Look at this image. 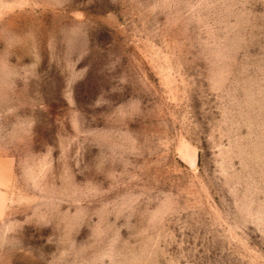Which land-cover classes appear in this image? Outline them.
<instances>
[{"label": "rangeland", "instance_id": "374dc122", "mask_svg": "<svg viewBox=\"0 0 264 264\" xmlns=\"http://www.w3.org/2000/svg\"><path fill=\"white\" fill-rule=\"evenodd\" d=\"M0 264H264V0H0Z\"/></svg>", "mask_w": 264, "mask_h": 264}]
</instances>
